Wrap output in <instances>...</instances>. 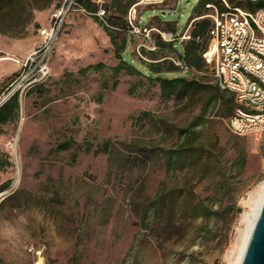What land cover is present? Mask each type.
Masks as SVG:
<instances>
[{"label": "rangeland", "instance_id": "obj_1", "mask_svg": "<svg viewBox=\"0 0 264 264\" xmlns=\"http://www.w3.org/2000/svg\"><path fill=\"white\" fill-rule=\"evenodd\" d=\"M90 1V15L71 10L63 18L49 51L47 76L18 96L16 119L0 125V264H35L36 251L44 264H235L250 194L264 181V130L235 136L226 119L216 118L204 130L206 145L217 143L231 159L240 151L246 157L234 195L240 212L212 224L207 241L197 238L201 221L183 222L177 209L168 225L160 222L150 230L143 211L164 180L163 168L150 162L121 166L123 144L167 147L161 121L184 128L198 113L190 102L163 100L158 85L144 76V66L174 53L182 56L191 39L183 37L198 22L194 10L200 0L138 7L132 22L151 30L148 38L130 32L125 2L116 8L112 0ZM214 1L218 10L224 7L222 0ZM66 5L67 0L0 2V24L20 27V15L30 17L22 36L0 35V94L42 45L41 31ZM98 10L105 11L108 27L94 15ZM111 19L121 26H111ZM105 27L116 32L117 43L125 40L123 58L142 74L110 70L118 60ZM169 34L173 42L167 41ZM209 48L203 41L198 55L203 59ZM97 64L103 65L100 71L83 72ZM167 76L213 84L206 75L184 70ZM143 112L148 120L138 121ZM106 141L109 152L103 153ZM63 142L68 150L58 151ZM178 181L198 198L210 194V181L199 175H180Z\"/></svg>", "mask_w": 264, "mask_h": 264}, {"label": "trees", "instance_id": "obj_2", "mask_svg": "<svg viewBox=\"0 0 264 264\" xmlns=\"http://www.w3.org/2000/svg\"><path fill=\"white\" fill-rule=\"evenodd\" d=\"M4 1L13 2L14 0H0V2ZM122 1L125 2V14L134 2L133 0H112V4H116L114 7L118 8ZM225 1L232 7H240L251 12L264 9L263 1ZM77 2L86 11L94 7L90 0H77ZM215 4L218 5V1L200 0L197 2L194 14L198 22L193 26L190 32L189 45L180 57L187 66L195 67L198 72H204L203 70L205 69L207 70L205 72H210V67L198 55L199 44L207 40L206 34L210 21L200 17L208 14L209 9L206 8V5L215 6ZM218 8L220 12L225 10L220 5ZM19 18L22 26L30 21V17L22 18L20 15ZM94 19L96 20L97 18L94 16ZM110 24L115 28L121 26L117 19H111ZM22 26L15 27L0 24V35L20 37L24 34ZM104 31L113 46L115 59L118 60V64L110 70L114 74H118L121 71H125L128 74H132L131 72L133 71L142 74L136 71L135 67L123 58L125 40L117 43L115 31L107 27L104 28ZM169 31L174 35L173 29L169 28ZM159 44L164 45L161 41H159ZM167 46L171 47L172 44ZM102 68V64H97L85 68L83 72L90 70L100 71ZM144 69L146 71L144 76L158 85L159 94L163 100L173 99L181 102H190L192 107L198 106V113L191 118L188 125L184 128L172 129L170 125H166L161 121L163 132L166 133L165 138L167 139L165 140L170 142L167 147L160 145L149 147L138 143L123 144L127 150L126 154L121 158V166L124 169L134 168L135 166H146L150 162L152 165L159 164L163 168L164 180L160 183L155 196L149 201L143 211V223L149 220L148 228L150 230L154 228V224L160 222L168 225L172 220L174 209H177L183 222L201 221L202 224L197 229V238L200 241H207L212 233V224L224 223L227 217L233 218L240 212L236 207L234 195L239 181L238 178L242 175L246 163L244 153L240 151L231 159L225 155L223 148L217 147V143L206 145L202 140L203 132L213 118L226 119L227 121L230 117L234 109L233 95L220 90L214 84L206 83L202 79L197 80L182 76L168 77L167 75L178 73L180 69L166 59L145 65ZM188 74L192 75L189 72ZM18 107V95H14L0 109V125L14 121L18 114ZM148 117L149 114L143 112L137 117V120H148ZM164 135L162 136L164 137ZM165 140L162 142H165ZM109 146L110 143L108 141L103 143V153L109 152ZM68 148V142L60 143L57 146L58 151H66ZM188 174L199 175L201 179H208L212 185L210 194L204 198H198L190 188L185 185L180 187L179 176L183 175V177H186ZM168 180L175 181L176 185L168 188L166 185Z\"/></svg>", "mask_w": 264, "mask_h": 264}, {"label": "built area", "instance_id": "obj_3", "mask_svg": "<svg viewBox=\"0 0 264 264\" xmlns=\"http://www.w3.org/2000/svg\"><path fill=\"white\" fill-rule=\"evenodd\" d=\"M165 1L137 0L129 9L130 32L148 38L151 30L135 25L132 22L133 15L138 7H159ZM222 2L225 11L220 12L216 6L206 5L209 13L200 17L210 21L206 34L210 48L203 55L210 72L195 71L176 53L166 60L186 73L208 76L220 90L232 94L234 109L226 121V126L232 134L243 136L264 130V9L251 12L239 7H229L225 0ZM71 10L90 15L77 0H67L66 7H62L53 15L49 28L41 31L44 39L42 45L24 60L21 64L22 72L0 94V109L14 95L21 97L27 88L40 83L47 76V59L52 41L57 35L61 21ZM94 15L108 27L104 20V10H98ZM167 36V41H174L171 34ZM183 38L190 39V36L184 34ZM32 251L30 248V252ZM35 255V264H44L41 252L36 251Z\"/></svg>", "mask_w": 264, "mask_h": 264}, {"label": "water", "instance_id": "obj_4", "mask_svg": "<svg viewBox=\"0 0 264 264\" xmlns=\"http://www.w3.org/2000/svg\"><path fill=\"white\" fill-rule=\"evenodd\" d=\"M239 264H264V195Z\"/></svg>", "mask_w": 264, "mask_h": 264}, {"label": "bare ground", "instance_id": "obj_5", "mask_svg": "<svg viewBox=\"0 0 264 264\" xmlns=\"http://www.w3.org/2000/svg\"><path fill=\"white\" fill-rule=\"evenodd\" d=\"M263 195H264V181L257 187L256 190H254L250 194L249 197L250 210L249 212H246L242 218V224L244 226L245 232L244 235L242 236V245L239 247L240 252L235 264L240 263L242 254L244 252L247 241L255 224L256 218L258 216Z\"/></svg>", "mask_w": 264, "mask_h": 264}, {"label": "crops", "instance_id": "obj_6", "mask_svg": "<svg viewBox=\"0 0 264 264\" xmlns=\"http://www.w3.org/2000/svg\"><path fill=\"white\" fill-rule=\"evenodd\" d=\"M240 1H242V2H244V1H251V2H254L253 0H240ZM255 1H256V0H255ZM133 4H134V3H133ZM133 4H132V5H133ZM132 5H131V6H132ZM131 6H130V7H131ZM239 8H240V7H239ZM0 60H2V59H0Z\"/></svg>", "mask_w": 264, "mask_h": 264}]
</instances>
